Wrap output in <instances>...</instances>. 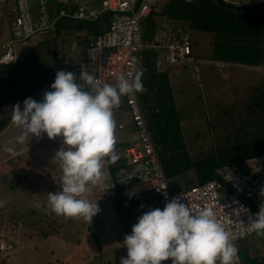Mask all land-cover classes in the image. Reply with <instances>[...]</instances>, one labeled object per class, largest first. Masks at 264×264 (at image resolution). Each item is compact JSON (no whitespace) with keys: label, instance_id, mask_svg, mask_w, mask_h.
<instances>
[{"label":"trees","instance_id":"16d2710c","mask_svg":"<svg viewBox=\"0 0 264 264\" xmlns=\"http://www.w3.org/2000/svg\"><path fill=\"white\" fill-rule=\"evenodd\" d=\"M57 10V5L52 4L48 12L54 17ZM6 14L0 10V17L6 18ZM108 17L109 14H104L101 20L90 22L61 20L55 25L53 37L33 44L23 60L18 58L10 65H0V134L11 122L12 106L22 103L26 97L37 99L44 86L54 78L55 70L48 71L49 64L44 57L50 55V62L57 65V70H62L65 62L71 60L65 58L67 51L58 50L57 44L64 48V40H72L76 33L84 32L75 37L78 44L83 46L98 30L107 28ZM8 18L9 37L13 38L15 17ZM144 23L143 49L137 62V67L142 69L144 91L135 93V97L169 187L172 191H181L215 181L256 213L260 203L252 202V199L245 198L243 193L231 188L218 170L234 165L239 172L250 174L252 165H257L260 171H256L254 176L264 174V0H157L151 5ZM164 32L166 38L185 33L190 37L191 60L181 65L188 64L190 68L203 66L206 70H215L223 65L227 72L246 69L263 71V74L255 73L254 84H248L247 89L251 94L237 116L232 114L230 108L213 113L206 118L205 133L191 134L188 145L186 135L181 130L184 120L175 93L178 94L176 90L181 88L183 95L187 94L182 84L171 81V72L177 70L179 65L164 62V49L155 36ZM68 52H71L70 49ZM108 84L114 82L109 81ZM125 98L126 95L122 96L119 106L113 109L115 131L124 140L119 143L115 140L114 149L118 159L105 165L115 188L110 202L123 228L128 218L131 227L134 223L133 214L136 215L139 210L141 214L148 204L146 192L131 195V198L121 196V188L115 181L118 179L123 152L137 141L134 125L127 114ZM120 122L124 126L118 130ZM255 159H260L262 164H258ZM25 164L27 160L24 159ZM24 179H29V173L25 171L24 178L17 185L22 186ZM36 208L23 212L14 208L15 214L7 217L21 227L30 228L32 222L48 216L44 213L41 215L43 218L39 217ZM1 216L7 218L6 215ZM6 222V227L7 224L10 227L12 222ZM129 232L126 231L127 234ZM255 236L259 241L264 239V236ZM2 238L0 240L7 239L5 236ZM253 261L254 264H264L258 255L247 257L240 254L241 264H251Z\"/></svg>","mask_w":264,"mask_h":264},{"label":"clouds","instance_id":"9594fccd","mask_svg":"<svg viewBox=\"0 0 264 264\" xmlns=\"http://www.w3.org/2000/svg\"><path fill=\"white\" fill-rule=\"evenodd\" d=\"M33 5L29 4L30 13L32 17H38V6L35 11ZM2 11L14 16L10 6ZM54 31L55 28L45 33ZM141 76L142 69L134 62L127 74L118 76L114 84L105 83L103 86L96 83L92 72L82 70L80 82H77L71 71L57 70L49 90L39 101L26 97L22 103L12 106L10 119L19 131L9 145L26 146L31 138L39 139L41 135L49 140L60 138L61 147L52 158L59 163L62 172L59 188L47 193L48 206L55 214L81 217L90 222L99 212L97 200L90 201L86 194L90 186L104 188L103 193L109 189L106 187L105 165L118 159L114 149L116 124L113 109L119 106L122 96L144 91ZM4 151L11 156L17 155L12 146L5 147ZM165 187L161 185V190ZM260 192H264V188ZM252 201L260 203L254 214H248L243 205L234 209L236 217L246 214V222L237 219L240 234L254 232L258 237L264 236V202ZM146 209L123 237L126 256L119 264H162L166 260L170 264H238V249L232 242L234 237L217 220L211 206L205 205L193 212L180 197H173L162 208Z\"/></svg>","mask_w":264,"mask_h":264},{"label":"rangeland","instance_id":"374dc122","mask_svg":"<svg viewBox=\"0 0 264 264\" xmlns=\"http://www.w3.org/2000/svg\"><path fill=\"white\" fill-rule=\"evenodd\" d=\"M32 2L33 0L29 1L31 6L33 5ZM5 17H0V53L4 50L2 47L7 42L10 34L8 17L12 18V15L7 13ZM144 20H140L142 29L145 26ZM51 34H40L32 38L31 42L18 46L19 60L26 57L33 44L42 41L46 37H53ZM168 41L169 37L166 38V42ZM70 42L71 40H64L62 42L64 48L57 44L58 50L67 51V54H65L66 59H78V56L81 57L83 54V47L68 52ZM162 53L165 55L164 50ZM44 59L49 64L48 71L54 72L55 70L56 72L57 65L50 62V55H46ZM177 68L174 72L171 70V81L174 84H182L187 94L184 96L181 88L173 90L178 92V94L175 93L176 101L184 120L181 130L183 135H186L187 145L191 141V134L195 132L205 133V128H207L206 118L208 119L213 113L230 108L232 114L237 116L238 112L243 110V106L251 94V91L247 89L248 84H254L255 73L261 72L263 74L260 69L227 72L223 65H219L215 70H206L203 66L190 68L188 64H180ZM53 79L44 86L36 99L37 101L42 98L45 91L49 90V85ZM18 131V128L10 122L8 127L0 134V239L5 236L8 240L15 242L13 250L0 251V264H17V261L24 264H117L116 260L120 261L121 257L126 256V249L123 247V239L121 238L122 230L117 222L110 224V231L104 230L105 227L102 226V219H105L104 210L110 209L111 215L115 210L113 206L106 208L99 205L100 202H103L100 188L90 186L91 192L86 194L87 199L90 201L97 200L99 207V212L91 218L89 225L88 221L81 217H66L52 212L47 203V193L52 187H57L62 175L59 163L52 159L54 153L61 147L60 138L49 140L41 135L37 142H35L36 138H31L27 142L30 145L25 147L18 144L9 145L8 142L13 140ZM114 134L116 143L124 140L119 138V133L117 134L116 131ZM8 146L14 147L17 155L11 156L4 151V148ZM24 159L27 160L25 166ZM255 161L259 164L261 160L255 159ZM24 171L29 173V179H31L29 186L40 191L36 195L27 194L39 198L36 201L25 199L24 194L28 190V186L23 187L24 182L22 186L21 184L17 185L19 184L17 182L24 178ZM10 188L14 190L12 191ZM57 190L58 188L51 190V192ZM170 190L172 191L171 188ZM252 202L255 203V201ZM12 205L21 212L37 207L39 217L43 218L41 215L44 213L48 216L45 219L32 222L30 228H24L19 223L8 219L7 216L15 214ZM139 213L140 210L135 213L136 215L133 214L132 219L134 222L140 215ZM1 215H6L7 218L5 219L12 222L10 227L8 224L6 227L5 223L7 222ZM123 226L126 231L131 229L129 218ZM118 240H120L119 243ZM237 245L241 255L247 257L258 255L260 261L261 259L264 260V239L259 241L254 234L237 242ZM67 256L70 259L66 262L65 258ZM83 256H96L103 259L100 262L98 259L90 261L85 258L86 260L83 262ZM104 258L109 259V263L104 262ZM115 258L117 259L115 260ZM254 262H251V264H254ZM162 264H170V261H163Z\"/></svg>","mask_w":264,"mask_h":264},{"label":"built area","instance_id":"2783aa9c","mask_svg":"<svg viewBox=\"0 0 264 264\" xmlns=\"http://www.w3.org/2000/svg\"><path fill=\"white\" fill-rule=\"evenodd\" d=\"M53 1L49 3V0H36L39 16L32 17L28 0H0V10L10 6L15 16L13 38H9L3 45L0 64L15 62L18 46L28 39L54 30L56 23L61 20L99 21L104 14H109L107 28L83 44V56L80 59L65 62L62 70L71 71L77 82H80L79 74L82 70L92 72L96 83L103 86L109 81L115 83L118 76L127 74L131 63L134 62L137 66L143 47L140 20L146 18L151 11V5L157 0H100L98 9L88 6L90 0H83L76 4V10L72 11L70 8L74 3L73 0ZM52 4L60 6L56 17H51L48 12ZM158 40L165 50L163 59L166 64L180 65L191 60V40L188 34H173L168 42L165 36L160 34ZM78 47L79 44L74 42L69 49L74 51ZM87 87L85 84V88ZM125 102L127 114L135 128L137 141L123 152V160L116 180V183L123 187L121 195L152 193L157 197L161 208L171 198L180 197L193 212H198L205 205H209L215 212L217 220L234 237L232 242L238 249L237 242L245 240L254 232L240 234V224L237 219L246 222V214L241 213L239 217H236L234 209L243 205L248 209V214H254L251 207L244 204L235 194L225 191L222 185L215 181L181 191H171L135 94L126 95ZM123 126L121 123L118 128L121 130ZM260 164H262L261 161ZM256 171H260L257 165H252L250 174L239 172L233 165L218 170V173L231 188L238 193H243L245 198L264 202V192H260L261 188H264V174L254 176ZM161 185L166 187L161 190ZM152 208L154 206L150 205L146 211ZM13 249V242L0 240V251ZM237 255L238 264H241L239 252Z\"/></svg>","mask_w":264,"mask_h":264},{"label":"crops","instance_id":"0c3cea01","mask_svg":"<svg viewBox=\"0 0 264 264\" xmlns=\"http://www.w3.org/2000/svg\"><path fill=\"white\" fill-rule=\"evenodd\" d=\"M83 0H74V3H72V6H71V11L72 10H76V4H78L79 2H82ZM99 1L100 0H90L89 1V4H88V6H90V7H94V8H96V9H98L99 8ZM54 1L53 0H49V3H53ZM34 5H33V9L36 11V7H37V3H36V1L35 0H33V2H32ZM57 9H59V6L57 5ZM69 9V10H70ZM51 11H54L53 9L51 10ZM50 15V14H49ZM51 16V15H50ZM101 20V19H100ZM84 22V21H83ZM86 22H90V21H86ZM105 28H101V30H104ZM101 30H98L99 32L101 31ZM81 34H84V32H78V33H76L75 35H74V38L71 40V42H70V45L71 44H73L74 42H76V43H78V40L75 38V37H77V36H79V35H81ZM162 34V33H161ZM164 34V36H165V32L163 33ZM156 37H159L160 36V33L159 34H156L155 35ZM155 38V37H154ZM165 39H166V36H165ZM70 45H69V47H70ZM83 48H84V45L82 46ZM38 98V97H37ZM36 100V99H35ZM148 131V130H147ZM148 134H149V132H148ZM38 141V139L36 138V140H35V142H37ZM28 145H30V144H27L26 146H28ZM25 147V146H24ZM106 171H107V175H108V182H107V185H106V187H108L109 189H107V190H105V192L103 193V191H104V188H102V187H99V186H97L98 188H100V191H101V194H102V197H103V202H100L99 203V205L100 206H104V207H106V208H111V206H112V203L110 202V200H111V197L114 195V181H113V179H111V177H110V175H109V172H108V169H106ZM30 180L31 179H24V187L26 188L27 186H28V190L25 192V194H24V197H25V199H34L35 201H36V199H39V198H37V197H31V196H29V195H27V194H32V195H36V194H38L40 191L39 190H37V189H35L34 187H31V186H29L30 185ZM116 181V180H115ZM57 188H59V183H58V185H57V187H55V188H51L50 190H49V192H51V190H54V189H57ZM91 192V190H89V192L87 193V194H89ZM140 194H142V193H140ZM146 194V199L148 200V204L145 206V208H144V210H143V212L145 211V209L149 206V205H153L155 208H161L160 207V205H159V201H158V199H157V197L154 195V194H152V193H145ZM97 195V194H96ZM137 195H139V194H137ZM39 202H40V200H39ZM113 208V207H112ZM104 215H105V219H102V226H104L105 228H104V230H106V231H110V224L111 223H118V226L120 227V229L122 230V235H121V238L123 239V237H124V235L125 234H127L126 233V230L122 227V225H121V223H120V221H119V219H118V216L116 215V213L115 212H112V215H111V210L110 209H106V210H104ZM88 223V225H89V222H87ZM89 227V226H88ZM120 242V240H118V243ZM112 247V246H111ZM101 248H102V246H101ZM113 248V247H112ZM123 257H125V256H123ZM88 258L90 261H92V260H99L100 262H102V259L103 258H101V257H96V256H89V257H86V256H83V262H85V260ZM122 258V257H121ZM40 259H42V258H40ZM39 259V260H40ZM68 259H70V257H66L65 258V260H66V262L68 261ZM117 258H115V260H116ZM39 260H37V261H39ZM37 261H35L36 263H37ZM104 262H106V263H109V259H107V258H104ZM116 262H117V264H119V260L117 261L116 260ZM17 264H24V263H22V262H20V261H17Z\"/></svg>","mask_w":264,"mask_h":264}]
</instances>
